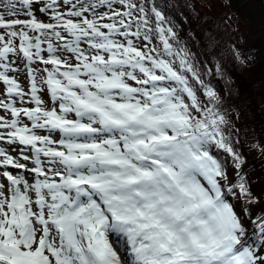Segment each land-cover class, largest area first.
<instances>
[{"label": "snow or ice", "instance_id": "obj_1", "mask_svg": "<svg viewBox=\"0 0 264 264\" xmlns=\"http://www.w3.org/2000/svg\"><path fill=\"white\" fill-rule=\"evenodd\" d=\"M162 2L0 0V264H264L222 69Z\"/></svg>", "mask_w": 264, "mask_h": 264}, {"label": "trees", "instance_id": "obj_2", "mask_svg": "<svg viewBox=\"0 0 264 264\" xmlns=\"http://www.w3.org/2000/svg\"><path fill=\"white\" fill-rule=\"evenodd\" d=\"M164 5L189 51L209 67L219 62L222 74L211 79L236 126L233 137L252 191L264 201V0H163ZM257 142L260 147H253Z\"/></svg>", "mask_w": 264, "mask_h": 264}, {"label": "rangeland", "instance_id": "obj_3", "mask_svg": "<svg viewBox=\"0 0 264 264\" xmlns=\"http://www.w3.org/2000/svg\"><path fill=\"white\" fill-rule=\"evenodd\" d=\"M23 18V17H22ZM41 18H43V17H41ZM209 20V18H204L203 19V22H205V24L207 23V21ZM211 25V24H210ZM202 26L204 27V25L202 24ZM220 96H221V94H220Z\"/></svg>", "mask_w": 264, "mask_h": 264}]
</instances>
